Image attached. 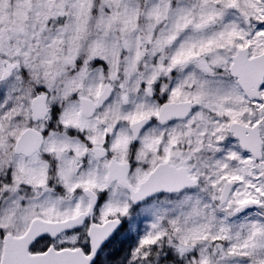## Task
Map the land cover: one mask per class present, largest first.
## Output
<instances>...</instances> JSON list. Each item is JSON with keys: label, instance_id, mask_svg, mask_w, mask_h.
I'll list each match as a JSON object with an SVG mask.
<instances>
[{"label": "snow or ice", "instance_id": "6c2138e0", "mask_svg": "<svg viewBox=\"0 0 264 264\" xmlns=\"http://www.w3.org/2000/svg\"><path fill=\"white\" fill-rule=\"evenodd\" d=\"M0 264H264V0H0Z\"/></svg>", "mask_w": 264, "mask_h": 264}]
</instances>
